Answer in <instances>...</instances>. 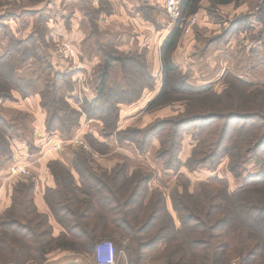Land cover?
Returning a JSON list of instances; mask_svg holds the SVG:
<instances>
[{"label":"trees","instance_id":"1","mask_svg":"<svg viewBox=\"0 0 264 264\" xmlns=\"http://www.w3.org/2000/svg\"><path fill=\"white\" fill-rule=\"evenodd\" d=\"M185 2L182 0L181 13ZM4 3L0 0V8ZM180 33V27H174L161 45L163 79L156 101H180L183 97L173 99L172 95L187 90L184 112L180 120L159 121L137 131L139 139L130 142L144 155L149 143L157 139L158 159L169 171H177L182 134L179 129L200 123L204 129L194 136L196 144L186 162L189 171L227 158L228 172L238 178L243 166L256 159L259 174L247 176L232 192L228 183L217 176L193 193L188 190V181L181 192H149V175H129L126 164L111 171L94 169L84 152H75L73 172L57 162L48 166L55 188L48 190L44 199L63 232L57 238L52 236L47 217L34 206V182L18 180L12 187L10 207L0 215V264H46L55 252L92 258L95 245L107 239L112 240L115 254H125L127 264H147L144 254L153 249H158L159 264H264V83L235 80L241 86L239 90L231 86L219 94L210 87L192 89L176 83L180 72L171 54ZM22 45L15 44L14 52L18 53ZM14 52L0 57L3 100L9 99L15 89L12 84L16 68L26 63V58L15 59ZM117 61L123 62L110 53L105 56L100 88L91 105L104 99L107 76ZM58 95L56 80L46 82L40 94V105L47 114L45 131L69 134L62 129V97ZM98 120L104 124L106 134L116 126L118 115L114 124ZM1 121L2 137L10 127H4ZM3 146L0 141V155L7 156Z\"/></svg>","mask_w":264,"mask_h":264},{"label":"rangeland","instance_id":"2","mask_svg":"<svg viewBox=\"0 0 264 264\" xmlns=\"http://www.w3.org/2000/svg\"><path fill=\"white\" fill-rule=\"evenodd\" d=\"M73 1L79 3L85 14L89 12L92 15L103 9H108L107 4L103 1L98 4L97 8H94L83 0H4L5 3L0 8V35L7 41L5 55L15 51V44L23 43L24 45L19 48L18 53H13L14 58L19 60L26 58V63L33 62L36 65V72L41 79L43 89L46 82L53 79L57 82L58 96L62 97L59 103L62 129L70 133L53 134L65 141L64 145H69L68 149L76 153L80 152V148L70 142L74 137H78L89 146L90 152L84 151V154L91 159L93 164L90 165L94 169L105 170L100 168L105 165V162H110L108 165L110 170L117 165L126 164L129 175L140 172L150 176L149 192L153 190L166 191L168 194L175 190L181 192L183 185L188 181V190L193 193L202 183L215 176L224 179L228 183L229 191L232 192L242 185L244 178L259 174L260 168L256 159L250 160L243 166L238 178L228 172L227 158L213 161L211 162L212 166H207V168L197 167L193 171H189L186 162L196 144L194 136L204 129V124L200 123L188 124L179 129L182 134H180L181 148L178 154L180 166L177 171H169L164 167L162 160L158 159L159 143L157 139H153L149 143L150 146L146 154L140 155L136 146L130 142L139 139L135 133L147 126L155 125L159 121L172 123L180 120V115L184 112V99L188 95L185 92L187 90L182 94L172 95L173 99L183 97L180 101H156L163 79L162 70H158L157 77H152L146 66L144 51L140 53L129 51L124 54L126 60L120 62L119 67L121 75L125 78L122 90H128L123 92L116 83H109L110 73L114 71V64H112L105 83L104 99L96 106L91 105L95 99L91 101L89 96L92 91L97 96L103 63L90 69L84 68L81 64V57L77 53L75 43L70 38L72 30L70 15ZM183 1H186L181 13L183 22L197 14L199 25L201 13L205 15L204 10L211 15H209L208 21L210 20L209 23H212L213 26L208 25L203 28V26L197 25L189 35L180 33L176 48L171 54L173 63L177 60L181 63L177 67L180 74L176 77V83L182 82L192 89L210 87L217 94L228 90L231 86L239 90L241 86L235 80L248 84H263L264 0ZM164 24L165 29L172 30L168 28L167 18ZM198 29L199 32L196 33L195 31ZM95 36L98 38V35L95 34ZM63 42L74 48L76 53L74 58H66L58 52V45ZM186 49H189L188 52ZM196 53L201 59L198 64H195L197 58L194 55ZM110 55L117 57L113 52H110ZM159 59L161 61L160 52ZM12 85L16 89L27 86L16 79ZM116 115H118L116 126L106 134L103 133V130L97 136L82 135L79 131L82 119L88 122H97L103 129L104 124L98 119H102L105 125L114 124ZM6 125L5 123L4 127H9ZM11 130L12 128H10ZM0 132H3V128ZM46 134L47 137L51 135L47 132ZM1 135L0 141L4 143L3 150L8 154L9 133H4V137ZM121 145H127V148L121 149ZM152 146H157L153 152ZM128 147L136 151V157L126 151ZM104 241L112 243L110 239ZM157 250H149L144 254L148 257L147 264H159L156 262ZM61 255L59 257L57 255L55 260L47 264H94L93 257L87 258L69 253ZM115 259L116 264H127L123 252L115 254Z\"/></svg>","mask_w":264,"mask_h":264},{"label":"crops","instance_id":"3","mask_svg":"<svg viewBox=\"0 0 264 264\" xmlns=\"http://www.w3.org/2000/svg\"><path fill=\"white\" fill-rule=\"evenodd\" d=\"M83 1L88 2L94 8H97L101 1L108 6L107 10L101 9L102 11L87 15L77 1L71 3L72 30L70 38L75 43L74 46L81 57V64L84 68L98 67L110 52L115 53L119 58L118 60L124 61L126 59L124 54L127 52L140 53L144 51V59L151 73L150 75L157 77L158 70L161 69L160 48L170 33L168 29H165L164 24L166 19L164 12L165 0ZM206 1L203 0L202 2ZM203 12L205 15L201 13L200 23L199 25L197 23L196 26H203V28L208 25L213 26L212 23H209L210 20L208 21L210 14L204 10ZM92 29L95 30H93V34ZM195 32H199V29ZM95 34L98 35V38ZM6 43V38L0 35V57H3L7 51ZM187 50L189 49H186V52H188ZM194 56L200 59L197 53ZM197 59H195V64L201 61V59L198 61ZM174 64L179 67L181 63L177 60ZM35 66L33 62L18 66L14 78L27 86L12 90L11 97L7 100L0 99V119L12 128L9 132V153L7 156L0 155V215L10 207L13 185L18 180H32L35 184L34 206L39 214L47 217L48 223L52 227V236L57 238L63 232V229L56 222L44 199L45 193L55 188L54 179L48 166L52 162H57L73 172L72 162L75 152L68 149L69 145H64L65 143L60 151L52 149L54 144L63 141L56 134L47 137L45 131L47 114L40 105V94L43 85ZM113 66L114 71L110 73L109 83L114 82L122 89L125 78L119 71L120 61L115 62ZM95 96L96 93L92 91L89 96L90 100H94ZM102 130L97 122L81 120L79 131L82 135L97 136ZM121 146V149L127 148V145ZM152 147V152L153 149H157V146ZM126 151L134 157L137 156L136 151L131 147H128ZM109 163L105 162V165L100 166V168L111 171L108 167ZM23 165L27 167L26 169L29 172L27 176L10 175V167ZM75 178L78 179L76 175ZM61 254L66 253L55 252L51 254L46 264L55 260L57 255L59 257Z\"/></svg>","mask_w":264,"mask_h":264},{"label":"built area","instance_id":"4","mask_svg":"<svg viewBox=\"0 0 264 264\" xmlns=\"http://www.w3.org/2000/svg\"><path fill=\"white\" fill-rule=\"evenodd\" d=\"M181 4V0L164 1V12L168 20V28L173 29L179 26L182 30V34L189 35L197 24L198 16L192 15L183 22L184 19L181 17ZM58 52L63 54L66 58H74L76 54L74 48L66 42L58 45ZM70 142L77 145L82 151L90 152L89 146L78 137H74ZM64 143L65 141L54 144L53 150L60 151ZM26 168L27 167L24 165L13 166L10 167L9 173L11 176L25 177L29 174ZM93 260L95 264H116L113 244L110 241L97 243L94 248Z\"/></svg>","mask_w":264,"mask_h":264}]
</instances>
